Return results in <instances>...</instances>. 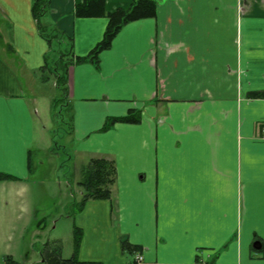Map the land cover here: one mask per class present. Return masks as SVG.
<instances>
[{
    "label": "crops",
    "instance_id": "obj_1",
    "mask_svg": "<svg viewBox=\"0 0 264 264\" xmlns=\"http://www.w3.org/2000/svg\"><path fill=\"white\" fill-rule=\"evenodd\" d=\"M81 1L50 0L43 16L72 38L76 55L94 47L107 23L75 16ZM131 1L104 0V9ZM155 1L156 15L124 25L98 68H68L72 154L113 158L116 169L113 199L88 200L73 214L81 229L77 258L264 264V97L247 95L264 90V0ZM2 41L28 70L43 63L48 45L31 0H0ZM130 109L139 110V121L99 130L106 117ZM35 143L21 82L0 56V174L12 176L0 179V264L14 259L11 250L29 229ZM46 221L35 223V236ZM121 236L139 250L122 251Z\"/></svg>",
    "mask_w": 264,
    "mask_h": 264
},
{
    "label": "rangeland",
    "instance_id": "obj_2",
    "mask_svg": "<svg viewBox=\"0 0 264 264\" xmlns=\"http://www.w3.org/2000/svg\"><path fill=\"white\" fill-rule=\"evenodd\" d=\"M40 22L42 25L46 24L44 18ZM48 26L43 28L44 33H49L54 27ZM36 31L39 34L37 26ZM44 40L48 45L47 39ZM51 43L56 45L55 41ZM4 46L5 42H0V56L11 66L21 82L24 97L34 116L36 141L30 155L31 222L28 232L24 230V239H19L17 245L13 246L16 248L11 251L19 264H44L40 250L45 242L52 249L59 248V254L63 258L71 256L73 252V214L77 213L75 203L80 199L81 190L77 180L80 179L81 169L87 160L83 152L72 154L75 139L70 131L71 107L68 94L64 95L55 83L52 60L56 54L50 52L48 46L43 53V63L28 70L22 55L16 51L6 53L3 51ZM54 111H61L65 116L61 125L54 119L53 114H57ZM44 217L47 221L37 237L33 230L35 223Z\"/></svg>",
    "mask_w": 264,
    "mask_h": 264
},
{
    "label": "trees",
    "instance_id": "obj_3",
    "mask_svg": "<svg viewBox=\"0 0 264 264\" xmlns=\"http://www.w3.org/2000/svg\"><path fill=\"white\" fill-rule=\"evenodd\" d=\"M50 0H31V12L35 20L39 35L48 41V50L53 51L56 57L52 60V69L55 74V83L58 88L67 94L68 68L70 65L88 62L96 68L99 67L100 53L111 46L113 38L120 29L129 22L134 20L154 17L156 15L157 3L155 0H132L128 7H118L112 11L104 9V0H82L76 3L73 13L77 17H98L107 18L106 27L102 38L92 47L85 55H76L72 50V38L57 28H51L49 33H44L43 28L49 27L47 24L42 25L40 19L49 8ZM56 42V45L51 42ZM53 46H57L53 49ZM47 60V59H46ZM45 62V61H44ZM248 97H264V90L251 91L247 93ZM56 101V100H55ZM54 103V101H53ZM54 119L61 125L65 121V116L61 111H54ZM139 110L130 109L122 116L106 117L103 125L99 129L104 131L109 129L116 122H137L139 121ZM72 131V116H70ZM63 123V122H62ZM31 151L29 152V157ZM31 158V157H30ZM115 162L113 158L107 156L90 157L81 169V177L77 184L81 187L80 199L75 203L76 211H80L88 200L93 199H110L113 198V187L115 184ZM12 176L0 174V179H8ZM81 229L74 226L73 229V252L71 256L63 258L59 254V248L52 249L45 242L40 250L44 264H80L77 258V251L80 243ZM121 249L124 252L132 253L139 250V247L128 242L126 236H121ZM260 251V250H259ZM4 264H19L10 256H6Z\"/></svg>",
    "mask_w": 264,
    "mask_h": 264
},
{
    "label": "water",
    "instance_id": "obj_4",
    "mask_svg": "<svg viewBox=\"0 0 264 264\" xmlns=\"http://www.w3.org/2000/svg\"><path fill=\"white\" fill-rule=\"evenodd\" d=\"M252 247H254L255 249H259L260 248V242L259 241L253 242Z\"/></svg>",
    "mask_w": 264,
    "mask_h": 264
},
{
    "label": "built area",
    "instance_id": "obj_5",
    "mask_svg": "<svg viewBox=\"0 0 264 264\" xmlns=\"http://www.w3.org/2000/svg\"><path fill=\"white\" fill-rule=\"evenodd\" d=\"M135 261L136 262H141L142 261V256L140 254H136Z\"/></svg>",
    "mask_w": 264,
    "mask_h": 264
}]
</instances>
